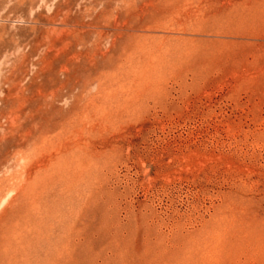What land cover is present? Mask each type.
Segmentation results:
<instances>
[{"label":"rangeland","instance_id":"1","mask_svg":"<svg viewBox=\"0 0 264 264\" xmlns=\"http://www.w3.org/2000/svg\"><path fill=\"white\" fill-rule=\"evenodd\" d=\"M0 264H264V0H0Z\"/></svg>","mask_w":264,"mask_h":264}]
</instances>
